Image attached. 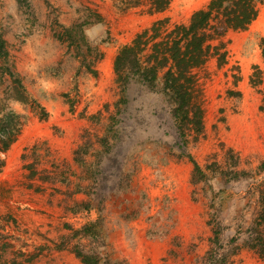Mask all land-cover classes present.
Listing matches in <instances>:
<instances>
[{"label": "rangeland", "instance_id": "1", "mask_svg": "<svg viewBox=\"0 0 264 264\" xmlns=\"http://www.w3.org/2000/svg\"><path fill=\"white\" fill-rule=\"evenodd\" d=\"M123 1L0 0V35L9 60L6 64L0 58V115L7 110L21 115L17 139L31 126L39 132L19 157V188L14 189L17 220L33 224L24 228L22 242L32 240L36 248L14 250V243L0 237V262L46 257L38 253L36 235L42 233L37 228L42 219L66 215L71 218L62 222L67 235H59L54 247L72 250L82 243L85 251H98L110 264H207L210 256L221 255L227 264H244L248 257H259L244 242L264 187V58L259 46L264 0H256L258 14L247 29L223 37L224 61L210 56L194 69L204 129L197 140L187 132L184 148L160 91L133 82L126 103L117 105L122 94L113 60L153 22L167 19L169 29L187 24L209 0H170L154 14L147 13V6L128 7ZM76 25L89 50L78 34L74 42L64 35V41L57 38L63 27ZM82 57L96 75L82 65ZM6 65H13L29 98L47 115L33 102L14 99L12 79L3 73ZM66 138L70 147L55 148ZM188 154L203 169L211 164L205 181L192 183ZM0 159L4 167L5 153ZM235 160L234 167L248 176L224 179L221 170L235 169ZM97 218L103 240L81 242L72 236L74 229ZM216 222L222 230L214 244ZM46 229H40L43 235ZM232 237L237 239L231 244ZM15 240L21 244L20 237ZM235 245L239 250L230 255Z\"/></svg>", "mask_w": 264, "mask_h": 264}, {"label": "trees", "instance_id": "2", "mask_svg": "<svg viewBox=\"0 0 264 264\" xmlns=\"http://www.w3.org/2000/svg\"><path fill=\"white\" fill-rule=\"evenodd\" d=\"M169 2L170 0H124L123 4L125 3L128 7L147 6V13L154 14L164 11ZM257 14L256 0H209L203 8L192 13L187 24H176L169 29L165 26L167 19L153 22L149 27L138 32L131 42L122 46L114 56V73L122 94L117 105L119 102L126 103L125 92L133 82L141 84L149 91H160L170 104L171 114L182 142L181 147L184 148L188 143L187 132L194 133V140H197L198 135L203 132L204 125L202 108L195 95L194 69L203 66L210 56H216L219 61H224L226 43L222 41L223 37L230 30L247 29L256 19ZM59 34H62L57 35L59 40L64 41L66 38L73 42L76 41L75 36L78 34L83 45L87 47V50L90 49L78 25L63 27V31ZM63 35L66 37L63 38ZM5 44L6 41L0 35V58L8 64V52L5 49ZM259 46L264 58V37L261 38ZM77 48L80 50L81 47ZM81 60L82 65L90 73L97 74L95 70L90 69L86 57H82ZM3 73L8 74L12 79L15 100L23 104L33 102L40 107L43 115H47L42 106L29 98L22 78L15 71L13 65L12 69L6 65V71ZM22 126L23 120L20 114L7 110L0 115V153H5L16 141ZM101 141L106 143L107 137H102ZM228 152L231 154L232 151L229 149ZM76 154H78V150H75V160L80 162L82 159ZM187 158L193 165L192 183L197 184L205 181L207 178L205 170L211 169V164L206 165L203 169L191 155L188 154ZM236 164L235 160L234 164L232 163V168H235ZM3 165L4 162L0 159V172ZM235 169L221 170L220 174L226 180L248 176V173ZM259 203L261 208L253 220V225L249 229L250 235L247 236L244 243L260 258H264V187L259 193ZM213 221L216 220L213 219ZM216 224L211 238L214 244L218 242L222 230L217 222ZM101 225L100 218H97L79 229H74L72 236L80 241L103 240ZM236 239L237 237H232L231 244ZM233 248L230 255L236 254L239 250L237 245ZM72 252L81 264H110L108 259L102 261V256L98 251H85L82 243L75 244ZM227 263L226 255H221L220 259H216L214 256L207 259V264Z\"/></svg>", "mask_w": 264, "mask_h": 264}, {"label": "crops", "instance_id": "3", "mask_svg": "<svg viewBox=\"0 0 264 264\" xmlns=\"http://www.w3.org/2000/svg\"><path fill=\"white\" fill-rule=\"evenodd\" d=\"M38 134L39 132L37 127L34 128L33 126H31V128H27L25 130V135L21 134V136H19V138L15 142H13L8 148V150L5 152V166L0 172V198L2 199V202L0 203V237L4 238V240L2 239V242H7L11 245L12 243H14V245L12 246L14 250L21 249L25 252L35 250L34 248H36L35 245L32 246V240H28L26 238L25 245L22 242V238H24V228L33 224L30 223L28 220L26 221V223H29L27 225H24L25 223H22L17 220L16 212L18 210L16 207L17 202L14 189L19 188L17 179V176H19V174L21 173L19 157L22 155L23 149L29 144H31V142H33V137L37 136ZM57 143L58 144L55 148H59L58 150L61 149L62 145L63 147H70V141L67 138L63 140L59 139ZM36 182L40 183L39 181ZM41 184L44 183L41 181ZM19 203L20 205L23 204L25 206H28L27 202L22 203L19 201ZM49 218V220L42 219L39 227L36 224H34L33 226L34 228L38 227L37 229H39V231L42 233V235H36V246H41L40 249H38V253L46 255V257L38 258L39 260L37 261L33 259L29 261H23L17 264H81L79 259L75 257L72 250L68 249V247H54L59 235H67V230L62 222L66 223L71 218H67V215L66 218L63 217L62 219H58L55 216H50ZM59 222H61L62 225H59ZM63 226L64 228L62 229ZM45 228H47L46 230H48V233L43 235V231L41 230ZM17 237H20L21 244H23V246H21V244H15V238ZM1 245L4 244L2 243ZM1 263L2 262H0V264ZM244 264H264V258H260L254 255V258L248 257Z\"/></svg>", "mask_w": 264, "mask_h": 264}]
</instances>
